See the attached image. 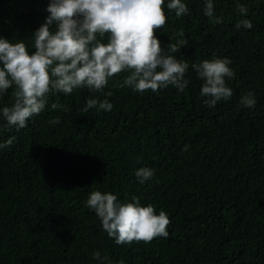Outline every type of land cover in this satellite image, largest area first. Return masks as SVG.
<instances>
[{
  "label": "trees",
  "instance_id": "obj_1",
  "mask_svg": "<svg viewBox=\"0 0 264 264\" xmlns=\"http://www.w3.org/2000/svg\"><path fill=\"white\" fill-rule=\"evenodd\" d=\"M50 2L0 0V38L24 42L31 55ZM169 2L155 36L164 55L188 63L184 91L121 88L124 71L102 92L50 93L18 131L2 115L15 86L0 94V144L15 138L0 149V264H264V0H212L220 23L204 14L207 0H181L182 17ZM242 19L252 28L237 29ZM180 39L187 45L171 53ZM216 58L229 59L235 75L226 78L233 95L212 107L192 65ZM248 93L254 108L241 103ZM97 98L111 111H83ZM142 167L154 172L143 184L135 175ZM93 191L165 211L168 237L118 245L86 204Z\"/></svg>",
  "mask_w": 264,
  "mask_h": 264
},
{
  "label": "clouds",
  "instance_id": "obj_2",
  "mask_svg": "<svg viewBox=\"0 0 264 264\" xmlns=\"http://www.w3.org/2000/svg\"><path fill=\"white\" fill-rule=\"evenodd\" d=\"M164 4L165 0H51L45 23L34 33L35 51L31 55L24 42L11 43L0 38V94L13 86L16 89L14 103L2 109L6 127H14L17 131L25 128L31 117L45 109L52 92L68 95L81 87L102 92L110 78L124 71H129L130 75L121 88L128 86L137 92H157L171 85L184 91L189 83L185 79L188 63L181 62L174 55H164L155 36V31L163 29L167 23ZM167 9L174 11L177 17L188 13L181 0H170ZM238 11L247 14L243 5ZM204 14L214 23L223 19L215 18L212 0H207ZM53 25L55 31L51 30ZM241 26L251 29L253 25L251 20L242 19L236 28ZM98 34L101 37L108 34V42L97 40ZM178 35L183 36V32ZM187 43V40L180 39L170 44L169 50L177 53ZM230 64L227 58H216L192 65L204 81L201 95L211 97L205 101L207 105L214 107L217 102L233 95L232 89L226 86V78L230 80L235 75ZM241 103L254 108L256 100L252 93H248ZM51 107L65 106L52 103ZM112 107L107 99H89L83 111L98 108L107 112ZM50 122L58 124L60 120L56 118ZM14 139L0 144V149L10 146ZM135 175L143 184L152 179L154 172L142 167ZM133 201L120 204L111 193L93 191L86 204L94 210L103 230L118 245L167 238L171 221L166 212L161 210L157 215L153 206H140L136 197ZM93 256L101 259L98 251ZM102 259L107 261L108 257Z\"/></svg>",
  "mask_w": 264,
  "mask_h": 264
}]
</instances>
